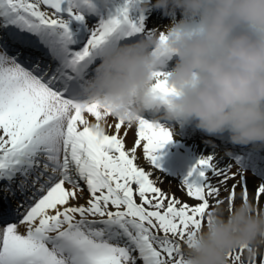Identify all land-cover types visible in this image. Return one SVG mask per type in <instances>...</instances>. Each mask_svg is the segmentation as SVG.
<instances>
[{
	"label": "snow or ice",
	"instance_id": "obj_1",
	"mask_svg": "<svg viewBox=\"0 0 264 264\" xmlns=\"http://www.w3.org/2000/svg\"><path fill=\"white\" fill-rule=\"evenodd\" d=\"M141 4L0 0V264H182L184 237L214 205L264 198V160L215 146L177 177L182 194L163 187L170 128L86 97L103 47L151 34ZM154 88L169 91L162 78ZM229 261L264 256L240 248Z\"/></svg>",
	"mask_w": 264,
	"mask_h": 264
},
{
	"label": "clouds",
	"instance_id": "obj_2",
	"mask_svg": "<svg viewBox=\"0 0 264 264\" xmlns=\"http://www.w3.org/2000/svg\"><path fill=\"white\" fill-rule=\"evenodd\" d=\"M141 7L181 16L163 35L157 29L103 47L86 97L126 123L162 110L210 135L228 133L234 144L264 143V0H142ZM158 78L168 92L154 88ZM240 248L264 256V204L251 198L214 205L184 237L182 264H230Z\"/></svg>",
	"mask_w": 264,
	"mask_h": 264
},
{
	"label": "bare ground",
	"instance_id": "obj_3",
	"mask_svg": "<svg viewBox=\"0 0 264 264\" xmlns=\"http://www.w3.org/2000/svg\"><path fill=\"white\" fill-rule=\"evenodd\" d=\"M154 2V0H153ZM144 14L149 18L152 31L164 30L167 25L171 23L173 19H179L181 16V12L179 9H175L174 11H170L168 14L165 13L163 9L149 7L144 10ZM148 34V33H146ZM139 39L142 35L136 34ZM123 39V38H122ZM91 118V117H90ZM185 127L189 128V131H196L197 135H208L207 132L197 127L195 121L185 122ZM167 126V125H165ZM171 130L172 140L167 142L162 149L159 150L161 153L159 158V163L161 165L160 170L166 175L165 183L162 185L167 188L168 181H171V185L173 190L177 192V194H182L178 187V179L180 175H182L188 167L195 162V160L204 152L208 151L210 147V142H205V140H200L198 138H191L189 134H182L180 126L173 125L172 127L167 126ZM183 130L184 126H182ZM188 131V132H189ZM225 138L223 140L222 136L216 138H210L214 140L218 146L224 145L227 141H229V137L226 134H222ZM130 139V138H129ZM225 141V142H224ZM259 144H262L258 142ZM164 150H167V153H163ZM216 151L220 154L224 155L220 150L216 148ZM174 155L173 160L167 158L168 154ZM225 156V155H224ZM225 159H228L225 156ZM144 161L142 160L141 163ZM247 175H253L251 172H248ZM187 199V197H185ZM239 199V196L237 197ZM261 204H264V198L260 201ZM20 230L24 231V227L20 226Z\"/></svg>",
	"mask_w": 264,
	"mask_h": 264
}]
</instances>
